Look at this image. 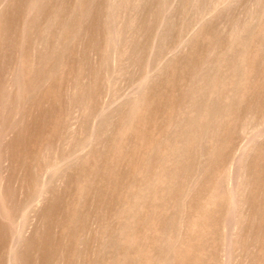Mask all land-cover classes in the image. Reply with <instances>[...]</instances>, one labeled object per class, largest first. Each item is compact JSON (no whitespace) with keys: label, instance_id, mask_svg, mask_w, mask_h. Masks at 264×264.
I'll list each match as a JSON object with an SVG mask.
<instances>
[{"label":"rangeland","instance_id":"1","mask_svg":"<svg viewBox=\"0 0 264 264\" xmlns=\"http://www.w3.org/2000/svg\"><path fill=\"white\" fill-rule=\"evenodd\" d=\"M0 264H264V0H0Z\"/></svg>","mask_w":264,"mask_h":264},{"label":"bare ground","instance_id":"2","mask_svg":"<svg viewBox=\"0 0 264 264\" xmlns=\"http://www.w3.org/2000/svg\"><path fill=\"white\" fill-rule=\"evenodd\" d=\"M233 163V162H232ZM232 163H231V165H232ZM234 164V163H233ZM230 170L232 171L233 170V167H230ZM231 177V176H230ZM230 181V180H229Z\"/></svg>","mask_w":264,"mask_h":264}]
</instances>
